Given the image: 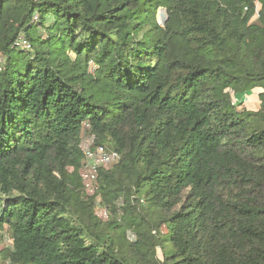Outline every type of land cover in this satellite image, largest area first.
Masks as SVG:
<instances>
[{
  "label": "trees",
  "instance_id": "1",
  "mask_svg": "<svg viewBox=\"0 0 264 264\" xmlns=\"http://www.w3.org/2000/svg\"><path fill=\"white\" fill-rule=\"evenodd\" d=\"M5 232L0 264H264V0H0Z\"/></svg>",
  "mask_w": 264,
  "mask_h": 264
},
{
  "label": "built area",
  "instance_id": "2",
  "mask_svg": "<svg viewBox=\"0 0 264 264\" xmlns=\"http://www.w3.org/2000/svg\"><path fill=\"white\" fill-rule=\"evenodd\" d=\"M38 19V16H35ZM17 45L23 48H30L31 44L27 39H19ZM234 103H238L234 98ZM89 143L86 145L85 143ZM95 138L83 139L82 149L85 154L81 174L83 176L84 188L88 194H94L98 188V175L101 168H108L111 164L118 162L120 156L115 151L106 149L103 145L95 144Z\"/></svg>",
  "mask_w": 264,
  "mask_h": 264
},
{
  "label": "rangeland",
  "instance_id": "3",
  "mask_svg": "<svg viewBox=\"0 0 264 264\" xmlns=\"http://www.w3.org/2000/svg\"><path fill=\"white\" fill-rule=\"evenodd\" d=\"M160 15H161V17H163L164 11L161 10ZM257 92H258V90H257ZM250 95H252V94L249 93L248 95L241 96V98L240 97L237 98V101L239 103H241V104H238L239 109H241V110H243V109L256 110L259 108L258 104L260 105V101L258 102V99H259L258 95H253L252 98L250 97ZM83 136H84L83 139L87 138L89 140L91 135H88V133L85 132ZM88 143H89V141L86 142L85 144L87 145ZM97 213H98L99 217H101L104 221H107L108 215H107V211L104 208L98 207ZM129 238L134 240L135 235L132 234V232H130ZM11 243H12V236L10 235L9 232H5L4 242H2V243L0 242V250L3 249L5 246H10ZM158 252H159V255L162 256L161 249H159Z\"/></svg>",
  "mask_w": 264,
  "mask_h": 264
},
{
  "label": "crops",
  "instance_id": "4",
  "mask_svg": "<svg viewBox=\"0 0 264 264\" xmlns=\"http://www.w3.org/2000/svg\"><path fill=\"white\" fill-rule=\"evenodd\" d=\"M258 90V92L255 90V91H253V92H251V94L252 95H250V97L252 98L253 97V95H258L259 94V92H260V90L259 89H257ZM260 100L258 99V102H259ZM258 106H259V104H258Z\"/></svg>",
  "mask_w": 264,
  "mask_h": 264
}]
</instances>
